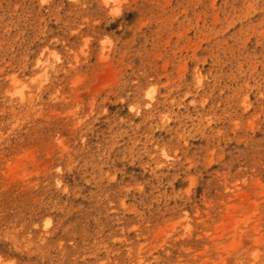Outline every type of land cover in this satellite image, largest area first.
<instances>
[{
	"label": "rangeland",
	"instance_id": "1",
	"mask_svg": "<svg viewBox=\"0 0 264 264\" xmlns=\"http://www.w3.org/2000/svg\"><path fill=\"white\" fill-rule=\"evenodd\" d=\"M0 264H264V0H0Z\"/></svg>",
	"mask_w": 264,
	"mask_h": 264
},
{
	"label": "bare ground",
	"instance_id": "2",
	"mask_svg": "<svg viewBox=\"0 0 264 264\" xmlns=\"http://www.w3.org/2000/svg\"><path fill=\"white\" fill-rule=\"evenodd\" d=\"M41 66H42V68H46L47 67V63L42 62ZM19 94H21V93H19ZM148 98H151V96H149V94H148ZM45 225H48V222L45 223Z\"/></svg>",
	"mask_w": 264,
	"mask_h": 264
}]
</instances>
